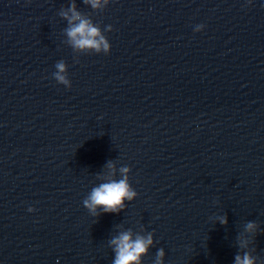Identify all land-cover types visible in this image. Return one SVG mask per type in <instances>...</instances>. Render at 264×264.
Wrapping results in <instances>:
<instances>
[{
	"label": "water",
	"instance_id": "water-1",
	"mask_svg": "<svg viewBox=\"0 0 264 264\" xmlns=\"http://www.w3.org/2000/svg\"><path fill=\"white\" fill-rule=\"evenodd\" d=\"M123 233L136 264H264V0H0V264H115Z\"/></svg>",
	"mask_w": 264,
	"mask_h": 264
},
{
	"label": "clouds",
	"instance_id": "clouds-1",
	"mask_svg": "<svg viewBox=\"0 0 264 264\" xmlns=\"http://www.w3.org/2000/svg\"><path fill=\"white\" fill-rule=\"evenodd\" d=\"M93 7H99V0H91ZM73 15L69 17L70 21L78 20V24L69 30L68 35L72 38L74 45L78 48H94L97 51L100 50L101 44L107 50L109 45L103 36L100 35L99 30L92 26V24L85 19H82L79 13L75 12L73 8ZM67 15V14H65ZM99 37V39H97ZM57 67L61 72L64 71V65L58 64ZM57 79L62 82H66L65 78L61 75H57ZM123 171H127L124 169ZM136 194L129 189L126 178L119 182H110L101 185L93 190L90 201H86L87 207L95 211L97 206H103L106 211H119L123 207V201L125 198L132 199ZM226 223L227 221H222ZM255 225H249V228H253ZM112 243L116 246L117 258L115 264H136L140 260L142 254L146 253L147 246L152 243V239L149 236L147 239L143 237L137 238L135 241L131 239L129 233H123L119 238L114 239ZM160 255H163L161 251ZM238 264H254L251 257L245 255L243 259L237 257Z\"/></svg>",
	"mask_w": 264,
	"mask_h": 264
}]
</instances>
